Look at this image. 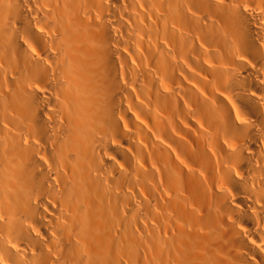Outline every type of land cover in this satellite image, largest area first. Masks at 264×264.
Segmentation results:
<instances>
[{"label":"bare ground","instance_id":"obj_1","mask_svg":"<svg viewBox=\"0 0 264 264\" xmlns=\"http://www.w3.org/2000/svg\"><path fill=\"white\" fill-rule=\"evenodd\" d=\"M0 264H264V0H0Z\"/></svg>","mask_w":264,"mask_h":264}]
</instances>
